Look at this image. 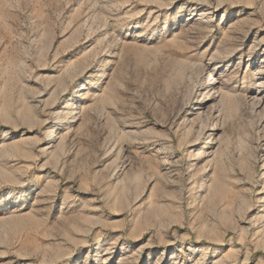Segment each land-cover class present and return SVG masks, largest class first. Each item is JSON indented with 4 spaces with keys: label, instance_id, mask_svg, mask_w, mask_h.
<instances>
[{
    "label": "rangeland",
    "instance_id": "374dc122",
    "mask_svg": "<svg viewBox=\"0 0 264 264\" xmlns=\"http://www.w3.org/2000/svg\"><path fill=\"white\" fill-rule=\"evenodd\" d=\"M0 264H264V0H0Z\"/></svg>",
    "mask_w": 264,
    "mask_h": 264
}]
</instances>
